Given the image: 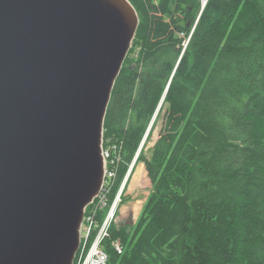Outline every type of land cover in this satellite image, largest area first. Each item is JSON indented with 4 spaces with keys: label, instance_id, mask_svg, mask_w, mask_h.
Listing matches in <instances>:
<instances>
[{
    "label": "trees",
    "instance_id": "16d2710c",
    "mask_svg": "<svg viewBox=\"0 0 264 264\" xmlns=\"http://www.w3.org/2000/svg\"><path fill=\"white\" fill-rule=\"evenodd\" d=\"M129 1L135 56L103 126L109 202L167 106L152 156L147 138L125 182L143 161L152 189L133 225L111 226L106 263L264 264V0Z\"/></svg>",
    "mask_w": 264,
    "mask_h": 264
},
{
    "label": "water",
    "instance_id": "95a60500",
    "mask_svg": "<svg viewBox=\"0 0 264 264\" xmlns=\"http://www.w3.org/2000/svg\"><path fill=\"white\" fill-rule=\"evenodd\" d=\"M138 23L129 0H0V264H75Z\"/></svg>",
    "mask_w": 264,
    "mask_h": 264
},
{
    "label": "rangeland",
    "instance_id": "374dc122",
    "mask_svg": "<svg viewBox=\"0 0 264 264\" xmlns=\"http://www.w3.org/2000/svg\"><path fill=\"white\" fill-rule=\"evenodd\" d=\"M131 51H133L132 45L129 49L128 57L133 59L134 58L133 56H135V53ZM166 106H167V103H164L163 108H161L160 111H158V108H159L158 107L156 109L154 117L152 118L150 122L151 134L147 137L148 140L146 138L147 143L145 144V147H144V154L148 158L152 156L153 151H154V145L159 137V132L162 126L163 111H165ZM143 163H144L143 161H139L137 165H135V170L131 174V177L128 180L127 185L124 184L126 185V187L124 186L125 190L123 194H122L123 189L121 190L122 196L121 194H120V197L117 196L120 191L119 189L117 195L114 197L112 201L109 202V199H108L107 201L108 209L107 210H110L111 207L114 205L115 201L118 199L116 203V219L112 222V225L114 224L117 227H121L122 225H126V224L133 225L136 222L137 217L140 214L142 207L144 203L146 202L150 194V191L152 189L151 180L149 181L148 178L146 177L145 168H144V166L146 167V165H144ZM108 172H109V169H108ZM106 178L108 179V175L105 173V178H104L105 182H104L103 188L105 187V185H106V188H108Z\"/></svg>",
    "mask_w": 264,
    "mask_h": 264
},
{
    "label": "built area",
    "instance_id": "2783aa9c",
    "mask_svg": "<svg viewBox=\"0 0 264 264\" xmlns=\"http://www.w3.org/2000/svg\"><path fill=\"white\" fill-rule=\"evenodd\" d=\"M106 157L109 151L104 150ZM114 171L108 172V177H113ZM108 188L104 187L98 195L87 206L81 224L82 245L77 255V264H107L108 254L102 246L104 239L110 236L112 222L116 219V203L110 210L107 206ZM105 210L104 214H99L100 210ZM101 218V220H99ZM116 226V225H114ZM91 235H94L91 245L87 248V242ZM112 246L117 252L121 253L123 248L119 239L112 241Z\"/></svg>",
    "mask_w": 264,
    "mask_h": 264
},
{
    "label": "bare ground",
    "instance_id": "6f19581e",
    "mask_svg": "<svg viewBox=\"0 0 264 264\" xmlns=\"http://www.w3.org/2000/svg\"><path fill=\"white\" fill-rule=\"evenodd\" d=\"M105 182V181H104ZM103 185H104V183H103ZM103 185H102V187H101V189H100V191L103 189ZM105 187H106V185H105ZM108 190H109V188H108ZM121 190L122 189H120V191H119V194L117 195V196H119L120 197V194H121ZM107 196H108V194H107ZM116 199V198H115ZM102 246H103V242H102ZM104 248V247H103ZM105 250V249H104ZM79 253V252H78ZM117 253H119V252H117Z\"/></svg>",
    "mask_w": 264,
    "mask_h": 264
}]
</instances>
